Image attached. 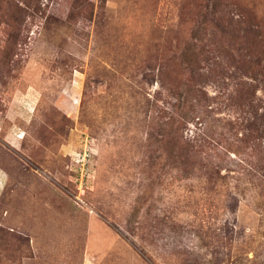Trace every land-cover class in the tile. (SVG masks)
Here are the masks:
<instances>
[{"label": "rangeland", "instance_id": "1", "mask_svg": "<svg viewBox=\"0 0 264 264\" xmlns=\"http://www.w3.org/2000/svg\"><path fill=\"white\" fill-rule=\"evenodd\" d=\"M0 264H264V0H0Z\"/></svg>", "mask_w": 264, "mask_h": 264}, {"label": "built area", "instance_id": "2", "mask_svg": "<svg viewBox=\"0 0 264 264\" xmlns=\"http://www.w3.org/2000/svg\"><path fill=\"white\" fill-rule=\"evenodd\" d=\"M83 159H84V158H83ZM83 159H82V160H83ZM83 164H84V163H83ZM85 172H86V171H85L84 169H82V171H81V176H84V175L86 174ZM81 176H80V177H81ZM81 179H82V178H81Z\"/></svg>", "mask_w": 264, "mask_h": 264}, {"label": "trees", "instance_id": "3", "mask_svg": "<svg viewBox=\"0 0 264 264\" xmlns=\"http://www.w3.org/2000/svg\"><path fill=\"white\" fill-rule=\"evenodd\" d=\"M247 29H248V28H247ZM246 32H247V33H248V32L250 33V29H249V30H246Z\"/></svg>", "mask_w": 264, "mask_h": 264}]
</instances>
